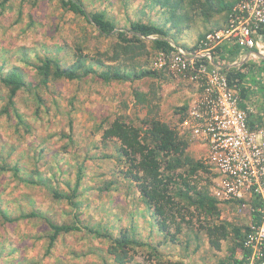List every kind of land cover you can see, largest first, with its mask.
Listing matches in <instances>:
<instances>
[{
  "label": "rangeland",
  "instance_id": "1",
  "mask_svg": "<svg viewBox=\"0 0 264 264\" xmlns=\"http://www.w3.org/2000/svg\"><path fill=\"white\" fill-rule=\"evenodd\" d=\"M3 1L0 0V4ZM83 1L89 9L105 11L113 16L118 28L125 30L129 28L130 22L136 20L146 22L150 19L163 25L167 19L163 9L157 4L150 5V0ZM196 13L199 15L200 10ZM224 25L223 17L207 23L204 16L199 15L195 17L190 29L179 34L174 30L172 35L177 36L179 46L190 48L197 44L199 35L209 29H220ZM85 36L88 38L87 46L83 47L85 55L93 56L97 49L107 51L110 44L115 42L113 38H100L95 28L83 18L65 13L58 1L11 0L0 8V68L5 65L1 72L19 67L30 86H36L40 80L36 78V70L26 63V59L35 63L38 62L36 54L54 57L56 54L44 46L67 44L73 48L72 54L64 55L66 51H62L58 57L62 55V63L71 66L78 59L75 57L79 54L76 43ZM148 50L150 54L145 56L146 64L143 69L153 70L152 60L156 53L152 48ZM215 54L216 63L231 67L239 60L241 50L233 43H224L221 52ZM243 63H247L245 69L249 74L245 83L253 84L254 93L264 99V59L257 57L252 62ZM167 75L169 80L157 78L142 83L116 82L109 85L92 78L75 82L57 80L51 82L48 89H40L39 95L44 101L45 110L39 114L36 112L39 105L34 96L29 92L19 95L16 107L20 118L12 113L13 109L10 110L11 114H3L7 108L5 97L8 91L2 88L0 164H19L23 179L29 177L42 183L38 186L27 185L14 177L12 172L1 175L0 208L13 220L35 211L58 224L72 222L75 210L67 201L54 199L53 191L70 194L76 182L77 165L92 155H109L111 158L105 161L97 159L88 162L91 170L87 172L85 188H96L86 194L88 201L80 208L81 220L91 226L102 222L112 227L117 235L120 228L130 226L131 216L128 214L133 212L135 221L142 227L139 234L141 238L156 242L157 239L150 235L147 224L152 219L151 215L141 200L136 183L124 175L128 165L118 159L120 142L111 140L109 147L104 148L101 135L104 131L102 129L108 127L118 115L128 117L136 124L139 123L138 119L147 116L148 109L137 106L134 97L138 88L144 93H157L159 102H155L160 109V119L177 127L180 115L176 114V109L191 104L193 97H190L194 87L173 75ZM253 77L257 83L253 82ZM261 102L260 108L263 109L260 110H264V101ZM252 107L255 110L259 108L257 104ZM20 119L30 125V133L19 123ZM190 144V153L200 160L203 153L201 147L192 142ZM112 180L115 184L109 187V191L97 190L99 186L105 188ZM222 213L224 220L245 223L239 217H232V212L229 213L228 210ZM194 226H199V223L195 222ZM193 232L187 230L181 236V243L168 242L162 249L165 256L183 260L186 264H215L220 259L229 257V249L233 244L231 239L222 242L221 250L216 251L203 236L199 250H195L197 240ZM51 233L44 219H19L11 223L0 215V264H115L106 252L107 244L85 231L60 236L49 256L47 237ZM188 240L191 243L186 249L185 242ZM147 254V251L138 250L127 264H150Z\"/></svg>",
  "mask_w": 264,
  "mask_h": 264
},
{
  "label": "trees",
  "instance_id": "2",
  "mask_svg": "<svg viewBox=\"0 0 264 264\" xmlns=\"http://www.w3.org/2000/svg\"><path fill=\"white\" fill-rule=\"evenodd\" d=\"M10 1L4 0L0 4V8L5 7ZM52 1H58L65 13H72L77 18H83L87 24L95 28L100 38H113L115 42L110 44L107 51L102 52L97 49L93 56L85 55L83 47L88 44V38L85 36L76 43L79 54H76L75 57L78 59L71 66L63 64L62 55L59 57L58 55L62 51H66L64 55L72 54V47H68L67 44H57L54 47L45 45L44 48H48L56 56L36 54L38 62L35 63L26 59V63L36 70V78L40 80L36 86H30L25 78V73L19 67L8 69L2 73L1 70L5 66L2 65V69L0 68V90L3 88L8 91L5 97L7 108L4 109L3 114H11L10 110L13 109L12 113L16 114L18 118L21 117L17 112L16 101L23 92H29L36 98L39 105L36 112L41 113L42 110H45V105L39 95L40 89H48L49 84L57 80L65 79L75 82L92 78L105 85L116 82L142 83L157 78L169 80L166 73L143 69L146 64L145 56L150 54L148 48H152L154 53L170 52L174 49L172 43L179 46L177 36L172 35L173 31L175 30V33L179 34L185 29H190L195 22V17L199 15L204 16L207 23L223 17L226 25L233 7L239 2V0L228 2L227 0H150V5L157 4L163 9V14L167 17L165 23L158 25L150 19L146 22L136 20L130 22L129 28L125 30L118 28L113 16L108 15L105 11L89 9L83 0ZM199 10V15H196ZM32 23L35 22L32 21ZM213 30L216 29H209L199 35L198 42L193 48L185 46L183 48L197 49L199 42ZM149 37L156 38L148 40ZM216 52L220 53L221 48H218ZM245 68H247V63L239 68L225 67L231 85L236 84L243 97L248 93L244 87L249 75ZM254 78L253 82L257 83ZM138 89L135 91L134 97L137 106L139 105L141 109H148L147 116L138 119V124L128 117L116 116L108 127L102 129L104 131L101 135V142L104 148L109 147L111 140L120 142L119 150H117L118 159L125 161L128 165L124 175L136 183L141 200L151 215L152 219L148 220L147 224L150 227L149 233L156 237V242L141 238L139 234L142 227L138 226L133 212L128 214L131 216L130 226L125 229L120 228L117 235L112 227L102 222L91 226L81 220L80 208L83 203L88 201L86 194L96 188H92V186L85 188V182L88 181L87 172L91 170L88 162L97 159L105 161L111 158L104 154L100 157L89 156L77 165L76 182L70 194H62L59 190L53 191L54 199L67 201L75 210L72 222L58 224L35 211L24 214L19 219L39 218L47 221L52 232L47 237V254L49 256L60 236L85 231L107 244L106 252L113 258L115 264H127L132 260V255L138 253V250L147 251L149 257L147 260L150 264H186L183 260L166 257L162 249L168 242L171 244L181 243V236L185 235L187 230L191 232L195 230L193 232L197 240L195 250H199L203 236L207 238L210 247L216 251L221 250L222 242L231 239L233 244L229 249V257L220 259L215 264L239 263L236 260V255L244 251L245 234L243 231H247L249 228L240 223L222 219V212L227 209L217 201L210 191L212 177H209L211 174L209 167L202 160L192 156L189 150L191 146L189 138L179 134V125L189 113V103L176 109V114L180 115L179 121L177 127L172 126L171 123L160 119V109L155 102L158 100L157 93L150 91L144 93L140 88ZM19 123L30 133V125L21 119ZM71 142H74L73 138ZM8 172H12L14 177L27 185L38 186L42 183L29 177L23 179L19 164L12 166L6 162L1 163L0 176ZM114 184L115 181L112 180L106 184L105 188L99 186L97 190L99 192L109 191V187ZM88 189L89 191H87ZM0 215L5 221L11 223L19 220L10 219L1 208ZM195 222L199 223V226H194ZM173 230L174 232H172ZM189 243H191L189 240L185 242L186 249H188Z\"/></svg>",
  "mask_w": 264,
  "mask_h": 264
},
{
  "label": "built area",
  "instance_id": "3",
  "mask_svg": "<svg viewBox=\"0 0 264 264\" xmlns=\"http://www.w3.org/2000/svg\"><path fill=\"white\" fill-rule=\"evenodd\" d=\"M224 43L251 51L255 58L264 55V0H239L222 29L207 33L195 50L172 45L168 53L159 51L153 70L193 85L179 134L201 147L211 193L249 228L243 231L244 251L236 255V264H264V121L252 123L256 110L241 107L238 86L216 63V50Z\"/></svg>",
  "mask_w": 264,
  "mask_h": 264
},
{
  "label": "crops",
  "instance_id": "4",
  "mask_svg": "<svg viewBox=\"0 0 264 264\" xmlns=\"http://www.w3.org/2000/svg\"><path fill=\"white\" fill-rule=\"evenodd\" d=\"M228 1H232V0H228ZM227 1V2H228ZM225 26V25H224ZM223 28V27H222ZM222 28H220V29H222ZM218 30V29H217ZM241 57H242V59H241ZM252 60H255V57H254V54L251 52V51H241V54H240V56H239V60L238 61H236V62H238L239 64H237V66H235V67H232V68H239V67H241L242 65H244V63L243 62H252ZM240 64H242L241 66H240ZM253 64V63H252ZM252 69V68H251ZM257 71H259V70H257ZM246 72H247V70H246ZM244 87L246 88V91H248V93H247V96H244L243 97V95L241 96V92L239 91V95H240V97H241V99H242V104H241V107H246L247 105L248 106H251L252 107V105H254L255 107H256V104L258 105V107L259 108H257L256 109V111H255V115H253V118L251 119L252 120V123L253 124H256L257 122H262V121H264V110H260V109H263V108H260L261 106H262V104L261 103H263V102H261V101H264V99L263 98H261V96L259 97V96H257L255 93H254V91H253V84H251V85H248V83H246L245 85H244ZM249 90H250V92H249ZM194 96V91L192 92V95H191V97L190 98H192ZM246 101V102H245ZM260 102V103H259ZM189 106H190V104H189ZM262 111V112H261Z\"/></svg>",
  "mask_w": 264,
  "mask_h": 264
},
{
  "label": "water",
  "instance_id": "5",
  "mask_svg": "<svg viewBox=\"0 0 264 264\" xmlns=\"http://www.w3.org/2000/svg\"><path fill=\"white\" fill-rule=\"evenodd\" d=\"M148 40H152V38H147ZM257 55H258V57L260 58V59H264V56H262L260 53H257ZM235 66H237L236 64L235 65H232V67H235Z\"/></svg>",
  "mask_w": 264,
  "mask_h": 264
}]
</instances>
